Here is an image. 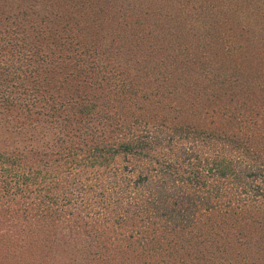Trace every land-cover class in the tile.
<instances>
[{
	"label": "trees",
	"instance_id": "obj_1",
	"mask_svg": "<svg viewBox=\"0 0 264 264\" xmlns=\"http://www.w3.org/2000/svg\"><path fill=\"white\" fill-rule=\"evenodd\" d=\"M0 0V264H264V0Z\"/></svg>",
	"mask_w": 264,
	"mask_h": 264
},
{
	"label": "rangeland",
	"instance_id": "obj_2",
	"mask_svg": "<svg viewBox=\"0 0 264 264\" xmlns=\"http://www.w3.org/2000/svg\"><path fill=\"white\" fill-rule=\"evenodd\" d=\"M167 1V0H166ZM166 1H160L161 2V5H163V6H165V3H166Z\"/></svg>",
	"mask_w": 264,
	"mask_h": 264
}]
</instances>
